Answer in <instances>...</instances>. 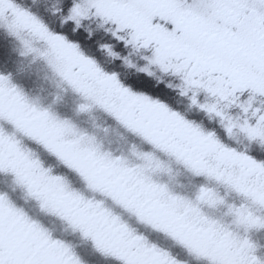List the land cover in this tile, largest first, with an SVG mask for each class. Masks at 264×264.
<instances>
[{"label":"snow or ice","instance_id":"6c2138e0","mask_svg":"<svg viewBox=\"0 0 264 264\" xmlns=\"http://www.w3.org/2000/svg\"><path fill=\"white\" fill-rule=\"evenodd\" d=\"M262 232L264 0H0V264H264Z\"/></svg>","mask_w":264,"mask_h":264},{"label":"trees","instance_id":"16d2710c","mask_svg":"<svg viewBox=\"0 0 264 264\" xmlns=\"http://www.w3.org/2000/svg\"><path fill=\"white\" fill-rule=\"evenodd\" d=\"M129 59H130V61H131L133 64H135L136 62H139V63H140L139 58L137 57L136 54H132V55H130V56H129ZM140 66H143V65L140 64ZM140 66H139V67H140ZM119 71H120V68H119ZM153 71H155V70H153ZM120 72H121V71H120ZM138 74H139L138 76L144 77V76H142L143 74L140 73L139 71H138ZM38 75H41L40 78H45V79H47L45 73H44L42 70L39 71V74H38ZM121 77H122V79H126V80H128V82L132 83V81H131L130 79L126 78L125 75H121ZM152 79H155V80H156L155 75L152 77ZM138 80H140L139 77H138ZM156 82H157V81H156ZM33 87H34V89H35V91H36L37 93H41V94H42V93L45 92V91H42V87L40 88V85H37V82H34V83H33ZM49 98H51V97H49ZM21 195L23 196V193H21ZM33 210L36 211V212H39V209H38V208H34ZM48 226H49V228H50L53 232L61 233V232H64V231H65V227H64V225L61 224L60 221H58V220H56V219H54V218L49 220V222H48ZM251 239H252V240L256 243V245L258 246V253H257V254L260 255L261 257H264V232H262V233H253V234L251 235ZM85 255H86V256L89 255V254L87 253L86 250H85Z\"/></svg>","mask_w":264,"mask_h":264},{"label":"rangeland","instance_id":"374dc122","mask_svg":"<svg viewBox=\"0 0 264 264\" xmlns=\"http://www.w3.org/2000/svg\"><path fill=\"white\" fill-rule=\"evenodd\" d=\"M134 65L137 67L129 68L127 65L121 64L120 65V71L121 75H125L126 78L130 79L132 83H135L137 78L139 77L140 81H145V77L138 76V67L140 66L139 62H136ZM39 72L34 73V82H37V85H40V88L42 87V91H46L48 89V82L45 78H40L41 75H38ZM130 75L138 76V77H129ZM153 82L156 83V80L153 79ZM52 98H49L51 100ZM82 120L85 121H91V120H101L102 117L98 113L90 114L89 116L82 117Z\"/></svg>","mask_w":264,"mask_h":264}]
</instances>
